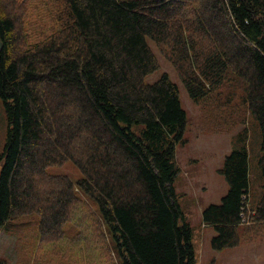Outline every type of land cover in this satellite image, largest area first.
<instances>
[{"label":"trees","instance_id":"trees-1","mask_svg":"<svg viewBox=\"0 0 264 264\" xmlns=\"http://www.w3.org/2000/svg\"><path fill=\"white\" fill-rule=\"evenodd\" d=\"M146 38L226 130L259 127L263 194L251 209L243 126L219 169L228 191L201 213L211 248L264 225V0H0V230L35 215L38 251L74 264H195L174 187L186 113L167 75L144 82L159 68ZM66 162L75 183L46 171Z\"/></svg>","mask_w":264,"mask_h":264},{"label":"rangeland","instance_id":"rangeland-1","mask_svg":"<svg viewBox=\"0 0 264 264\" xmlns=\"http://www.w3.org/2000/svg\"><path fill=\"white\" fill-rule=\"evenodd\" d=\"M146 41L159 62V68L146 76L144 82L154 84L163 75H167L178 87L180 105L186 113L185 143L177 146L175 150L180 175L174 182V187L180 195L185 220L192 230L195 264H264V225L245 232V241L237 247L214 251L210 246L214 230L204 226L201 217L204 208L219 204L228 191V185L219 169L223 166L225 157L239 149L240 145L235 137L243 126L247 129L246 147L249 151V207L254 209L260 200L263 180L257 162L261 156V138L256 120L248 116L244 124L226 130L223 122L225 117L209 114L200 104L195 103L188 96L171 63L162 56L151 39L146 38ZM6 131L7 121L0 100V155L4 148ZM46 171L51 175L67 176L74 183L81 177L71 162L48 167ZM37 222V216L30 215L19 218L15 224L0 230V264H74L71 262L73 250L67 251L57 245L52 252L38 251ZM243 226L253 227L254 222L247 218ZM63 231L69 238L78 233V229L72 224H65ZM35 254L42 261H36Z\"/></svg>","mask_w":264,"mask_h":264},{"label":"built area","instance_id":"built-area-1","mask_svg":"<svg viewBox=\"0 0 264 264\" xmlns=\"http://www.w3.org/2000/svg\"><path fill=\"white\" fill-rule=\"evenodd\" d=\"M243 216H245V215H243ZM246 221H247V218H244V219L242 220V223H243V222H246Z\"/></svg>","mask_w":264,"mask_h":264},{"label":"crops","instance_id":"crops-1","mask_svg":"<svg viewBox=\"0 0 264 264\" xmlns=\"http://www.w3.org/2000/svg\"><path fill=\"white\" fill-rule=\"evenodd\" d=\"M215 235H216V233H215V231H214L213 235H211V239H212Z\"/></svg>","mask_w":264,"mask_h":264},{"label":"water","instance_id":"water-1","mask_svg":"<svg viewBox=\"0 0 264 264\" xmlns=\"http://www.w3.org/2000/svg\"><path fill=\"white\" fill-rule=\"evenodd\" d=\"M1 48H2V42H1V39H0V50H1Z\"/></svg>","mask_w":264,"mask_h":264}]
</instances>
